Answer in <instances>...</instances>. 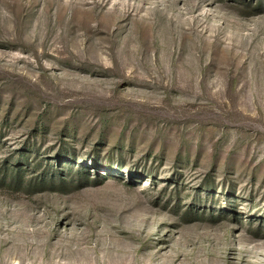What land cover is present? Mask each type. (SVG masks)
I'll return each instance as SVG.
<instances>
[{
  "label": "rangeland",
  "instance_id": "obj_1",
  "mask_svg": "<svg viewBox=\"0 0 264 264\" xmlns=\"http://www.w3.org/2000/svg\"><path fill=\"white\" fill-rule=\"evenodd\" d=\"M0 264H264V0H0Z\"/></svg>",
  "mask_w": 264,
  "mask_h": 264
}]
</instances>
